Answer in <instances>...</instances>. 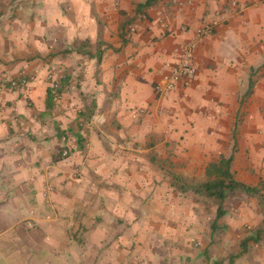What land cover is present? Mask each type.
<instances>
[{"label": "crops", "instance_id": "obj_1", "mask_svg": "<svg viewBox=\"0 0 264 264\" xmlns=\"http://www.w3.org/2000/svg\"><path fill=\"white\" fill-rule=\"evenodd\" d=\"M145 1L25 0L35 21L59 29L37 54L64 72V92L50 113L44 81L0 95V106L9 105L0 112V264H122L120 227L85 223L86 197L113 202L96 206L108 219L120 216L119 197L82 194L90 178H72L74 161L55 160L68 144L98 157L81 165L83 174L100 172L103 147L184 155L197 159L192 170L232 152L235 180L264 194V0H236L241 12L224 18L231 0ZM212 22L189 85L157 94L181 47Z\"/></svg>", "mask_w": 264, "mask_h": 264}, {"label": "rangeland", "instance_id": "obj_2", "mask_svg": "<svg viewBox=\"0 0 264 264\" xmlns=\"http://www.w3.org/2000/svg\"><path fill=\"white\" fill-rule=\"evenodd\" d=\"M34 6V2L29 5L30 11L25 0H0V95H17L19 89L8 85L14 78L27 77L24 86L31 80L44 81L49 86L64 73L61 68L51 65L49 55L37 54L40 50L45 52L52 43L49 37L61 34L57 33L59 29L55 31V25L43 24L41 18L35 21ZM30 12L32 15L28 17ZM35 54L38 60H33ZM27 66L34 69L28 70ZM7 103L0 106V112L7 111ZM26 106L33 108L30 101ZM15 116L16 126L22 128L23 123ZM67 139L71 140V137ZM87 148L68 144L60 147L55 155L60 153L63 160L74 161L72 178H90L91 185L85 186L82 194L93 197L115 194L119 197V217L97 216L98 204L109 206L113 202L99 203L88 197L86 207L91 214L84 215L87 216L85 223L90 227H120L116 239H120L122 264H213L217 261L221 264H264V241L251 242L247 252L240 254L241 241L264 226L263 212L256 198L241 193L229 194L223 203L225 215L212 231L217 202L193 192L181 193L172 185L174 175L189 183L205 180L209 159L201 161L200 167L195 164L196 168L192 170L189 165L197 163V159L185 162L184 155L180 158L181 155L161 151L132 153L126 147L124 150L122 147H103L108 158L99 160L103 162L100 172L89 170L83 174L81 165H89L98 158L95 154L89 156ZM215 158L211 157V160ZM79 220L84 222L83 218ZM109 236L112 234H108L106 240ZM104 252L105 256L112 255V251L108 254V249Z\"/></svg>", "mask_w": 264, "mask_h": 264}, {"label": "trees", "instance_id": "obj_3", "mask_svg": "<svg viewBox=\"0 0 264 264\" xmlns=\"http://www.w3.org/2000/svg\"><path fill=\"white\" fill-rule=\"evenodd\" d=\"M156 0H146L140 6L146 7L153 4ZM81 45L86 46L87 42L82 43ZM91 57V55H89ZM97 62L100 57L97 56ZM27 77H18L14 78L13 82L16 84V89H21L23 87V83L26 82ZM61 81L60 84L52 82L46 88L45 93V113H50L56 101L60 98L63 89V78L59 79ZM58 80V81H59ZM12 82V83H13ZM252 84V83H251ZM9 86L11 84H8ZM251 91L248 92V94ZM82 140H79L81 143ZM82 147V144H80ZM62 157L60 153L56 156L55 160H61ZM233 161L232 152L229 153L228 156L221 155L217 162H213L207 165L205 169V180L200 182H187L180 176H172V185L177 188L181 193L193 192L194 194L202 195L207 198L214 199L218 206L215 214V219L212 223V231L217 229L218 220H220L225 215V210L223 207V203L228 198L229 194L241 193L247 195L248 197H254L257 199L259 206L263 212V225H264V194L262 190L257 186H248L241 182L235 180L232 172H231V163ZM264 241V226L259 227L255 230L254 234L244 238L240 243V254H245L248 250L249 244L259 243ZM232 262V259L231 261ZM213 264H221L220 262H214Z\"/></svg>", "mask_w": 264, "mask_h": 264}, {"label": "built area", "instance_id": "obj_4", "mask_svg": "<svg viewBox=\"0 0 264 264\" xmlns=\"http://www.w3.org/2000/svg\"><path fill=\"white\" fill-rule=\"evenodd\" d=\"M241 8L242 7L236 0H231L228 6L221 11L220 17L224 18L230 13H240ZM215 25V22L203 24L196 32V40L185 43L181 47V59L163 75V85L155 86L157 94L172 91L178 86L187 87L189 85L197 72L194 63V51L197 42L202 37L208 35L214 29ZM26 82L23 83V86ZM10 86L11 88H15L16 84L13 82ZM66 154V152L63 153L64 156H66Z\"/></svg>", "mask_w": 264, "mask_h": 264}]
</instances>
